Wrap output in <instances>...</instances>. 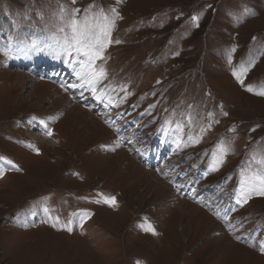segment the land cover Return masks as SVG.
Here are the masks:
<instances>
[{
  "label": "rangeland",
  "instance_id": "1",
  "mask_svg": "<svg viewBox=\"0 0 264 264\" xmlns=\"http://www.w3.org/2000/svg\"><path fill=\"white\" fill-rule=\"evenodd\" d=\"M93 4L121 17L95 93L75 54L19 50ZM249 62L264 90V0H0V264H264V196L237 202L264 156V96L232 76Z\"/></svg>",
  "mask_w": 264,
  "mask_h": 264
},
{
  "label": "snow or ice",
  "instance_id": "2",
  "mask_svg": "<svg viewBox=\"0 0 264 264\" xmlns=\"http://www.w3.org/2000/svg\"><path fill=\"white\" fill-rule=\"evenodd\" d=\"M78 2V0H71V3L74 5ZM122 0H117V4L121 3ZM95 5H90L89 8L80 9V8H66L63 5L60 6L59 12L57 13V18L59 20V24L57 25V31L61 33V36H57L53 34L48 39L52 41V43H48L47 41H42L40 44H43L41 47L37 41L33 40L31 44H23L22 48L19 49L24 51L27 54L30 51L35 52H43L45 49H50L55 46L53 50H59L67 55L75 54L80 59L77 61L79 64L80 70L77 71L76 75L82 81L81 86H89L93 93L96 92V83H98L99 79L104 76V70L102 68L97 71L96 61L103 59L102 53L104 49L108 47L112 40L111 29L115 26V20L120 19L119 12L115 7L110 9L111 16L107 12L100 8L97 12H92V7ZM247 11V10H246ZM194 26L199 27V17L192 16L191 17ZM241 21L238 19L237 23ZM11 39V38H10ZM255 39V37H253ZM120 41H115V43H119ZM235 51V48L232 49ZM7 55V53H5ZM231 57L229 58V63H231ZM253 66V62H249L247 66L241 64L239 70L233 69L232 76L235 80L242 86L245 87V90L249 93H253L258 96H264V90H255L251 85L244 84V75L249 71L250 67ZM99 98V97H97ZM111 102V101H110ZM191 107V106H189ZM213 114L208 113V116L211 117ZM222 115L227 116V112H223ZM187 119L189 123H191V114H188ZM218 122V121H217ZM43 125L44 132L43 134L51 137L53 135L52 130L48 127V125L44 122H40ZM177 129H181L182 125L177 124ZM211 127V124L208 126ZM235 126L229 129V131L235 132ZM254 131V129H252ZM205 129H201L203 133ZM191 139V137H189ZM195 142H199V137L196 138ZM118 146V145H117ZM29 147H33L29 145ZM179 147V145H178ZM220 149V158L217 160V153L213 152V158L215 164L218 165L223 162V156L227 154V147L224 145L223 141L217 144L216 146ZM113 151L115 149H112ZM37 154H39V149H35ZM0 159H3L0 157ZM9 165L12 167H16L12 164L11 161H7ZM246 163V169L242 168L240 172V181H239V192H238V200L237 202L241 205L246 204L249 199L253 195H261L264 196V156H258L257 154H253L252 158ZM215 170V167L213 168ZM16 171H20L17 167ZM2 175V173H0ZM96 203H104L111 207L117 206V201L114 196H103L102 199L96 200ZM45 212H48V209H44ZM92 215L91 212L83 213V217L81 219V223H83V219L90 218ZM146 219V218H145ZM57 222L59 218H56ZM53 227H56V223L52 224ZM66 227V230L71 232V227ZM142 230L146 233H150L153 236L159 235L156 229L152 226L151 223H145L140 225ZM237 239H240L237 237ZM261 253H264V244L260 247ZM139 264V261H137Z\"/></svg>",
  "mask_w": 264,
  "mask_h": 264
},
{
  "label": "bare ground",
  "instance_id": "3",
  "mask_svg": "<svg viewBox=\"0 0 264 264\" xmlns=\"http://www.w3.org/2000/svg\"><path fill=\"white\" fill-rule=\"evenodd\" d=\"M30 133H32V132H30ZM120 154H121V153H120ZM120 154H119V155H120ZM11 175H13V174H11ZM181 205H182V204H181ZM182 206H183V205H182ZM185 207H186V204H184V206L181 207V209H183V208H185ZM181 209L179 208L178 210H181ZM194 209H195V210H194V214H196V215L198 214V215H199V214H200L199 212L201 211L200 207L195 206ZM178 210H177V211H178ZM182 211L184 212V210H182ZM233 246L241 247V246H239L238 244H234Z\"/></svg>",
  "mask_w": 264,
  "mask_h": 264
}]
</instances>
